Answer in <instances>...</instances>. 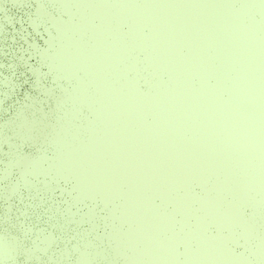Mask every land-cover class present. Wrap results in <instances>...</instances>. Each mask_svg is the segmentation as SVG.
I'll return each mask as SVG.
<instances>
[{
    "label": "rangeland",
    "instance_id": "rangeland-1",
    "mask_svg": "<svg viewBox=\"0 0 264 264\" xmlns=\"http://www.w3.org/2000/svg\"><path fill=\"white\" fill-rule=\"evenodd\" d=\"M55 1L78 16L38 0L33 23H51L39 54L60 82L55 106L22 105L2 124L0 139L9 127L38 146L12 149L6 167L19 165L29 188L72 177L75 200L109 206L110 230L83 234L75 261L63 250L45 264H264V0ZM15 237L0 235L1 256ZM240 238L254 244L236 251ZM53 242L42 233L31 255Z\"/></svg>",
    "mask_w": 264,
    "mask_h": 264
},
{
    "label": "water",
    "instance_id": "water-1",
    "mask_svg": "<svg viewBox=\"0 0 264 264\" xmlns=\"http://www.w3.org/2000/svg\"><path fill=\"white\" fill-rule=\"evenodd\" d=\"M239 1H235L234 7H238ZM45 3L47 9L56 15L59 14L64 18L70 17L73 21L78 18L77 14L69 13L55 0H46ZM37 4L38 0H0V129L9 117L11 119L16 117L25 105H30L28 111L30 114L37 108L47 111L55 106V96L59 92L60 82L55 79L54 71L49 68V65L41 61L39 54V51L48 45L47 37L51 23L49 19L37 24L33 23V19L37 16ZM121 27L127 30L129 23L123 21ZM145 28L147 31L148 28L146 26ZM139 52H141L139 57H142L143 51ZM36 67L39 69V77L34 70ZM63 82L68 83L66 78H63ZM139 82L143 84L142 87L145 86L143 78ZM47 89H50L51 93ZM31 99L37 102V106L31 104ZM56 108L59 113L64 111L62 107L57 106ZM7 129L9 127H6L4 131L8 138L0 139V161H2L0 167L3 168L6 167V161L15 144H20L22 154H29L38 148L32 141L24 142L14 130L7 131ZM38 143L47 144L43 140H39ZM46 146L42 148L46 149L45 153L50 157L53 149L51 146ZM12 167L11 176L0 177V218H3V223H0V235L8 238L18 234L17 230L7 222L9 206L13 203L11 198H15L14 202L19 209L18 215L27 216L31 213L40 224L33 237L36 243L40 240L42 233L44 235L52 233L54 242L47 251L38 247V252L32 256L33 258L25 256L17 258L15 251L4 252L3 256L0 255V264H45L47 260H53V253L59 256L63 250H66V254L63 255L64 260L75 261L78 254L75 243H83V234L86 238L92 239L98 233L106 235L109 232V206L102 203L100 196L75 200L76 190L72 177L58 175L52 178L54 184L49 189L39 184L29 188L22 182L19 165L13 164ZM38 175H32L33 183L43 181L44 175ZM52 175L53 172H50L45 177L46 180L51 179ZM18 180L21 182L20 186L10 190L8 183L13 184ZM192 185L194 191L201 192V186L198 183L194 182ZM119 201L120 199L116 200V202ZM89 208L94 209L93 217L88 214ZM244 208L245 212L250 211L249 206L246 205ZM81 216L83 219H80ZM208 229L215 232L217 227L211 223ZM38 233L40 236L37 235ZM245 242L243 238H240L231 245L236 251H241L248 250L249 246L254 244V241H249L250 245H246ZM113 244L114 240L106 237L101 246L111 248ZM53 245H56V249L50 250ZM179 249H183L182 244ZM121 261L122 258H119L113 264H120Z\"/></svg>",
    "mask_w": 264,
    "mask_h": 264
},
{
    "label": "snow or ice",
    "instance_id": "snow-or-ice-1",
    "mask_svg": "<svg viewBox=\"0 0 264 264\" xmlns=\"http://www.w3.org/2000/svg\"><path fill=\"white\" fill-rule=\"evenodd\" d=\"M28 135L29 134L27 131H19L17 133V136L24 142L27 141ZM14 148L16 153L20 152V144H15ZM13 163V160H9L8 166L6 168L0 167V177L12 175ZM0 164H2V161H0ZM11 200H13V203L9 206L7 222L18 232L17 236L15 237L14 251L17 253V258L21 256L33 258L30 250L35 247L36 241L33 239V237L35 235V230L40 227V224L36 221L35 216L31 213L27 216L18 215L19 209L17 208V204L14 202L15 198H11ZM0 223H3V218H0ZM54 248L56 249V245H53L50 250ZM52 259L62 260V257L61 255L57 256L55 253H53Z\"/></svg>",
    "mask_w": 264,
    "mask_h": 264
}]
</instances>
